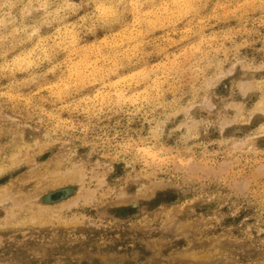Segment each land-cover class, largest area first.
Wrapping results in <instances>:
<instances>
[{"label": "rangeland", "instance_id": "374dc122", "mask_svg": "<svg viewBox=\"0 0 264 264\" xmlns=\"http://www.w3.org/2000/svg\"><path fill=\"white\" fill-rule=\"evenodd\" d=\"M106 35H82L78 47L114 46ZM195 43L163 26L130 38L119 76L162 66L182 82L181 53ZM61 59L71 65L73 53ZM240 76L211 85V118L225 119L223 135L209 129L189 141L173 133L183 115L159 129L140 106L146 83L130 92L104 87L117 77L85 81L75 106L63 108L38 86L0 78V264H264V136L254 135L261 118L233 122L224 111ZM163 88L171 99L175 86ZM159 132L157 154L145 141Z\"/></svg>", "mask_w": 264, "mask_h": 264}, {"label": "clouds", "instance_id": "9594fccd", "mask_svg": "<svg viewBox=\"0 0 264 264\" xmlns=\"http://www.w3.org/2000/svg\"><path fill=\"white\" fill-rule=\"evenodd\" d=\"M179 25H184L182 31ZM162 26L185 39L196 38L181 53L183 81L162 66L140 68L121 79L120 70L130 62L124 55L130 38L150 35ZM101 29L114 46L84 54L77 38ZM117 49L122 50L119 57ZM68 51L74 57L71 65L61 59ZM238 71L235 96L224 111L232 113L233 122L261 118L254 135L264 136V0H0V78L11 77L10 87L35 85L50 92L54 107H74L85 81L103 83L117 77L104 87L132 85L128 90L135 92L136 85H148L140 93V106L155 114L157 128L183 115L184 122L173 129L182 133L181 141L198 139L209 129L223 135L225 119L211 118L216 112L211 85ZM164 85L175 86L171 99H165ZM194 109L209 118L196 119ZM162 138L159 132L145 144L159 154Z\"/></svg>", "mask_w": 264, "mask_h": 264}, {"label": "bare ground", "instance_id": "6f19581e", "mask_svg": "<svg viewBox=\"0 0 264 264\" xmlns=\"http://www.w3.org/2000/svg\"><path fill=\"white\" fill-rule=\"evenodd\" d=\"M19 150H21V148H20ZM18 152H19V151H18ZM15 156H20V152H19V155L16 154ZM15 156H13V157H15ZM13 157H12V158H13ZM26 158H27V157H26ZM14 160H16V159L14 158ZM14 160H12V161L14 162ZM13 162H12V163H13ZM13 164H14V163H13ZM18 164H19V163H18ZM18 164H17V165H18ZM1 169H2V168H1ZM1 172H3V171L0 170V173H1ZM7 188H8V187H7ZM5 189H6V188H5ZM2 191H3V189H2ZM3 192H4V191H3ZM5 192H7V191H5ZM9 192H10V191H9ZM0 193H1V191H0ZM3 194H4V193H3ZM5 195H7V194H5ZM14 199H15V198H14ZM33 201H34V200H33ZM16 202H17V201H16ZM20 202H21V201H20ZM26 203H27V202H26ZM16 204H17V203H16ZM19 204H20V203H19ZM28 204H29V203H28ZM13 205H14V204H13ZM18 206H19V205H18ZM18 206H17V208H18ZM23 206H24V205H23ZM29 207H30V205H29ZM33 207H34V206H33ZM37 207H38V206H37ZM14 208H16V206H15ZM19 208H21V206H19ZM31 208H32V207H31ZM41 208H42V207H41ZM44 208H45V207H44ZM11 210H14V209L11 208ZM16 210H17V209H16ZM39 210H41V209H39ZM37 211H38V210H37ZM10 212H11V211H10ZM10 212L7 213V214L10 215ZM40 213L42 214V210L40 211ZM14 214H15V213H14ZM14 214H13V212H12L11 215H14ZM41 214H40V215H41ZM15 215H16V214H15ZM13 217H16V216H13ZM13 217H12V218H13ZM7 218H8V215H7ZM10 218H11V216H10ZM37 218H39V215H38ZM42 218H43V217H42ZM31 219H32V218H30L29 220H31ZM40 219H41V218H40ZM40 219H39V220H40ZM32 220H33V219H32ZM41 220H42V219H41ZM8 221H9V219H8ZM22 221H23V220H22ZM24 222H25V220H24ZM20 223H21V222H20ZM12 224H13V223H12ZM18 224H19V222H18ZM25 224H26V223H25ZM16 225H17V223H16ZM16 225H15V226H16ZM21 226H22V225H21ZM24 226H25V225H24ZM17 227H18V226H17Z\"/></svg>", "mask_w": 264, "mask_h": 264}]
</instances>
